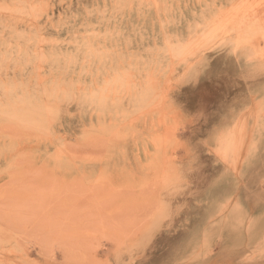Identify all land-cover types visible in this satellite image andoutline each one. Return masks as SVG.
<instances>
[{
	"label": "rangeland",
	"instance_id": "374dc122",
	"mask_svg": "<svg viewBox=\"0 0 264 264\" xmlns=\"http://www.w3.org/2000/svg\"><path fill=\"white\" fill-rule=\"evenodd\" d=\"M0 264H264V0H0Z\"/></svg>",
	"mask_w": 264,
	"mask_h": 264
}]
</instances>
